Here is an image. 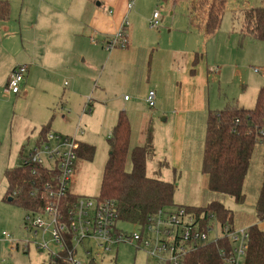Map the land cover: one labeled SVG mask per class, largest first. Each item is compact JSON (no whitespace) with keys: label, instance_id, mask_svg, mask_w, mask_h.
I'll list each match as a JSON object with an SVG mask.
<instances>
[{"label":"crops","instance_id":"1","mask_svg":"<svg viewBox=\"0 0 264 264\" xmlns=\"http://www.w3.org/2000/svg\"><path fill=\"white\" fill-rule=\"evenodd\" d=\"M0 1H6L9 7L7 17L0 19V95L3 98L16 99L13 104L14 110L21 105V109L26 113V116L22 115L23 121H26L24 124L26 134L29 131L31 134L35 133L36 140L45 127L49 132L75 136L79 143L92 145L95 148V156L90 162L78 160L75 178L84 174V168L90 169L97 165L100 167L101 179L102 168L108 156L107 138L116 126L119 113L124 112L130 124L129 151L144 144V131L148 126L152 127L153 152L146 162H153L156 166L154 174H160V166H163L171 168L179 179L196 178L198 171L201 172L205 121L210 110L202 92L208 78L207 71L204 73L203 70L205 61L202 53L197 64H194L193 59L195 53L199 52L189 53L191 63L189 62L188 69L189 67L191 69L189 71L187 69L188 74L182 73L177 82L180 86L182 81L186 88L179 90V100L173 109L172 102H166L162 93L164 82L154 84L152 88V76L156 73L152 71L150 61L152 56L156 58L162 55L163 51L158 48L160 53L156 52L157 49L153 45L145 44L147 40L131 39L138 19L132 14L134 6L131 9L127 8L128 0ZM127 18L131 25L125 32L126 37L127 33L130 34L126 46L117 47L112 51L104 49L105 40L112 37L123 20L128 21ZM161 34L158 33L157 36ZM92 37L95 42L91 41ZM166 55L168 54L165 51L164 60L169 58V55ZM18 64L28 67L21 90L17 94L6 96L4 89L7 79L14 66ZM167 78L171 83L170 75ZM262 86L264 84L258 85L257 91L254 88L253 96L249 100L243 99L239 104L235 102L247 109L254 108L258 89ZM149 90L156 93L155 105L149 107L155 112L147 115L140 105L142 103L146 105ZM125 93L131 94L132 98ZM88 98L91 102L84 109ZM155 113L160 123L170 124L169 127L160 129L161 133L158 132L159 125L154 120ZM30 137L23 136L19 140L27 142ZM161 142L165 144L163 147H166L162 157L157 150V145ZM32 148H29L26 154L19 151V163L15 166L22 163ZM196 152H202L201 156H195ZM260 156L262 157V151ZM250 168L251 166L249 170ZM262 168L256 166L257 175H254L249 185L245 180L251 171L248 170L243 180L245 182L242 192L245 200L251 196L253 211L250 222L243 227L255 225L264 232V219L257 221L254 211L262 181ZM85 175L87 176V173ZM100 179L97 191L100 188ZM76 190L80 193L86 192L83 186ZM97 195L79 196L90 198ZM25 230L29 231L28 228ZM33 232L34 230L31 233ZM35 233L33 235L37 234ZM7 249L10 252L14 251L9 246ZM4 251L0 243V264H4L6 260L3 256ZM47 251L48 263L52 264L53 252L48 248Z\"/></svg>","mask_w":264,"mask_h":264},{"label":"rangeland","instance_id":"2","mask_svg":"<svg viewBox=\"0 0 264 264\" xmlns=\"http://www.w3.org/2000/svg\"><path fill=\"white\" fill-rule=\"evenodd\" d=\"M133 3L132 14L138 20L131 39L133 38V41L147 40L145 44L153 45L157 49L156 52L159 51L158 48L160 51L162 49V55L156 58L152 56L150 61L152 71L156 73L155 76H152V88H154V84H163L164 82L162 93L166 102H172L173 109H175V104H177L176 101L179 100V90L186 88L182 81L180 86L177 82L181 78L182 73H189L188 71L191 69V67L188 69L191 61L189 53L193 51L203 54V61H205L203 70L204 73L207 71L206 76L208 78L202 92L210 110H220L224 108L225 103L233 100L237 101L238 104L243 99L249 100L253 96L254 88L256 90L258 85L264 84V42L250 38L241 39L238 30V10L261 6L264 4V0H225V9L219 28L215 34H208L207 36L202 30L190 24V0H133ZM154 12H157L159 18L156 29L149 27V20ZM127 22L129 25L128 30L131 22L129 19ZM158 33H162L161 36H157ZM127 38H130L129 33H127ZM165 51L169 58L164 60L163 54H165ZM169 75L171 83L170 79L167 78ZM125 94L131 97L129 93ZM121 99L123 100V98ZM15 101V98L7 99L0 95V243L5 250L3 253V256L6 257L4 264H49L48 251L36 248V244L45 242L46 248L55 253L57 247L51 242L50 233H42L40 232L41 230H37V234L33 235L29 229V231L25 230L27 228L24 218L27 214L26 210L17 204L7 202L6 198H4L7 188L3 170L6 167H15L19 163V151L21 150L23 154H26L29 148H32L36 143L34 140L35 133L31 134L29 131L26 134L24 125L26 121H23L24 117L22 116H26V113L21 109V105H18L15 110L13 109ZM140 106H143L147 115L155 112L154 109L147 108L144 103ZM154 115L156 116L154 120L159 125V133H161L160 129L163 130L170 126L168 122L160 123L157 114L155 113ZM23 136L31 137L27 142L26 140L20 142L19 138ZM164 145L162 142L157 145V150H159L161 157L165 154L166 147H163ZM253 150L249 162V164L251 163V168L250 170L248 169L251 172L248 173L247 171L248 174L245 180L247 185L253 180L254 175H257L258 171L255 172L256 166L262 168L261 146L256 144ZM201 154L202 152H196L195 156L199 157ZM160 168V174H154L153 171L156 170V166L153 162H146L148 176H157L162 181L168 180L175 185L172 195L174 206H167L168 211H172L176 206L182 205L193 208H205L212 202H218L232 212V226L235 229L239 230L250 222L251 213H253L251 196L242 204H236L231 196L210 192L207 188L205 176L201 174L200 170L195 179L185 180L184 178L179 179L177 173L173 174L171 168L163 166H160ZM125 170H130L129 161L126 162ZM83 171L84 174L81 177L78 178L77 176L75 178V173L72 179L70 186L73 193L75 195L88 196L98 194L97 185L100 179V167L94 165L90 169L89 167L84 168ZM85 173H87V176ZM80 186L85 187L86 192H78L76 189ZM88 192L89 194H86ZM43 219L46 220V217H43ZM218 223V219L213 215L209 224L213 225L218 231L219 228L216 227ZM117 228L128 233L140 231L138 225L123 221L117 224ZM2 231L17 241V250L10 252L7 249V243L2 241ZM215 235L216 232L213 230L209 234V239L213 240ZM144 236L143 242L149 238L151 247L141 244L140 248L136 250L135 245H120L116 253L115 249L109 252L108 256L100 264H115L111 258L116 264H152L153 260L150 259L148 253L153 248L155 233L154 231H146ZM23 242L24 244L27 243L26 250L22 248ZM84 248L85 250L89 249L90 243L85 241L82 246L78 245L77 260L84 261Z\"/></svg>","mask_w":264,"mask_h":264},{"label":"trees","instance_id":"3","mask_svg":"<svg viewBox=\"0 0 264 264\" xmlns=\"http://www.w3.org/2000/svg\"><path fill=\"white\" fill-rule=\"evenodd\" d=\"M190 2V24L202 30L206 36L215 33L222 20L225 0ZM8 12L7 2L0 1V19H5ZM238 19L241 39L250 38L264 42V4L239 9ZM201 56L200 53H195L194 64H197ZM254 105V108L247 109L232 101L225 103L220 110H209L205 121L201 173L205 176L210 192L231 196L236 204H242L245 200L242 192L243 180L249 169L253 148L259 144L263 168L254 211L257 221H261L264 219V86L258 89ZM115 125L107 138L108 156L102 168L97 197L115 200L119 220L142 225L155 211L174 206L172 195L175 185L146 175L145 164L153 152L151 125L144 131V144L130 151V124L124 112L119 113ZM48 132L45 127L40 131L35 140L37 145L44 141ZM94 153L95 148L92 145L80 143L76 156L78 160L90 162L95 156ZM128 160L130 170H125ZM31 168L20 164L3 172L7 183L5 198L11 197L9 203L19 205L26 213L41 211L45 204L42 184L49 180V175L42 174L41 171L33 175ZM33 186L38 188V192L30 195ZM14 192L16 195H13ZM78 196L70 193V199ZM185 207L196 215H215L219 224L232 225V212L221 203L212 202L205 208ZM247 230L249 242L243 264H264V232L255 225ZM221 245L219 240L200 248L186 257V264H225L218 255Z\"/></svg>","mask_w":264,"mask_h":264},{"label":"built area","instance_id":"4","mask_svg":"<svg viewBox=\"0 0 264 264\" xmlns=\"http://www.w3.org/2000/svg\"><path fill=\"white\" fill-rule=\"evenodd\" d=\"M127 3V8L131 9L133 0ZM151 18L149 27L156 29L159 23L157 12ZM127 27L128 22L124 19L114 35L105 40L103 48L112 51L117 47H125ZM91 41L95 42V39L92 37ZM27 70L28 67L22 64L14 66L4 89L6 96L19 93ZM155 98L156 93L149 90L145 100L148 108L154 107ZM89 102L90 98L86 100L84 109ZM79 144L75 136L48 132L44 141L35 144L21 163L31 166L33 175L39 171L49 175V180L42 184L45 204L40 212L27 213L25 220L27 228L34 230L33 233L35 230L50 233L51 242L57 247V251L51 255L52 264H100L109 252L115 249L116 253L120 245H135L136 250L141 244L151 247L149 238L143 242L146 231L155 233L153 248L148 253L153 260L152 264H186L188 255L219 240L222 245L218 248V255L223 262L243 264L249 242L247 228L237 230L232 225L218 223L217 231L209 224L213 215H196L185 206L175 207L172 211L159 209L146 223L137 224L140 231L128 233L117 228V224L122 221L118 219L115 200L82 196L70 199V193L73 194L70 185L75 175ZM36 192L38 188L33 186L30 195ZM213 230L216 235L210 240L209 234ZM1 234L9 248L15 250L17 241L4 231ZM85 241L90 243V248H84V261L77 260L78 245L82 246ZM26 245L23 242L24 250L27 249ZM36 248L47 250L45 242L37 243ZM111 260L116 264L113 258Z\"/></svg>","mask_w":264,"mask_h":264},{"label":"water","instance_id":"5","mask_svg":"<svg viewBox=\"0 0 264 264\" xmlns=\"http://www.w3.org/2000/svg\"><path fill=\"white\" fill-rule=\"evenodd\" d=\"M6 201H7V202H10V201H11V197H8V198L6 199Z\"/></svg>","mask_w":264,"mask_h":264}]
</instances>
